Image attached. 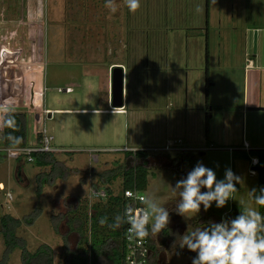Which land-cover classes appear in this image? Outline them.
<instances>
[{
  "label": "rangeland",
  "instance_id": "rangeland-1",
  "mask_svg": "<svg viewBox=\"0 0 264 264\" xmlns=\"http://www.w3.org/2000/svg\"><path fill=\"white\" fill-rule=\"evenodd\" d=\"M140 2L132 13L116 0L113 14L105 0H0V51L18 54L0 66V104L11 99L14 111H24L27 145L35 143L41 125L53 138L50 145L64 150L49 154L45 164L38 156L27 163L0 152V264H23L24 255L25 264H34L45 256L43 247L51 264L67 258L76 264L68 254L84 246L67 226L68 212L104 202L91 197L90 188L120 192L126 151L149 152L142 193L168 209L174 226L163 248L154 242L162 252L154 264L162 258L165 264H192L196 253L179 245L184 234L207 227L232 206L242 210L241 202L258 210L249 197L257 187L249 161L228 149L242 141L250 150L264 149V111L247 110L264 108V0H208L206 22L203 0ZM247 60L251 69L243 68ZM116 64L123 69L126 115L103 113L112 110L110 70ZM30 84L31 106L25 98ZM65 86H72L70 94L56 92ZM39 106L51 112L41 122L25 113ZM178 148L193 155L199 148L204 163L215 164L218 180L227 169L241 177L233 199L222 208L212 202L206 221L201 211L183 217L174 209L179 194L172 187L188 174L170 167ZM90 150H99L91 154L95 161ZM100 254L88 251L85 262L99 261Z\"/></svg>",
  "mask_w": 264,
  "mask_h": 264
},
{
  "label": "clouds",
  "instance_id": "clouds-1",
  "mask_svg": "<svg viewBox=\"0 0 264 264\" xmlns=\"http://www.w3.org/2000/svg\"><path fill=\"white\" fill-rule=\"evenodd\" d=\"M124 3L132 13L141 6L140 0H124ZM105 7L113 14L119 8L116 0H105ZM12 103L9 99L0 104V129L19 130ZM6 139L13 148L23 141V137L11 133ZM239 183H242L241 177L231 169H227L224 178L218 180L211 168L198 162L186 178L177 181L172 187L173 195L179 194L175 211L186 217L189 214L197 215L201 205L207 211L212 202L217 208H222L229 199H233L234 193L238 191L236 184ZM202 188L207 191L202 192ZM249 197L256 205L264 207V187L259 191L251 189ZM142 203L144 207L141 209L126 207L124 214L117 215L112 224H108L107 217H102L99 223L113 230L127 223L129 239L143 241L150 235L157 237L170 222L169 211L152 196H145ZM241 204L242 210L234 219L209 222L207 227L197 228L181 237L180 247L186 246L189 251L196 253L192 264H264V215L244 202Z\"/></svg>",
  "mask_w": 264,
  "mask_h": 264
},
{
  "label": "trees",
  "instance_id": "trees-1",
  "mask_svg": "<svg viewBox=\"0 0 264 264\" xmlns=\"http://www.w3.org/2000/svg\"><path fill=\"white\" fill-rule=\"evenodd\" d=\"M206 17V14H205ZM207 51L206 48L204 50V81L207 82ZM206 90L204 92V102L205 106H207V96H206ZM15 116V119L17 121L19 130L13 131L9 128H2V134H3V146L6 148H13L11 143L6 139L7 135L11 133L14 136H20L23 137V141L20 145L17 147H24L27 145V119L22 113H13ZM39 135H34V142H37L39 140ZM204 140L207 141V124H204ZM233 152H239L241 154V157L244 160H249V157H255L257 159V165L255 166V177L257 178V191H259L260 188L264 187V149H255L250 150L248 153H244L243 151L234 150ZM126 155L124 156L123 162H122V187L120 189V192L116 195L113 194L108 188L105 189L106 198L104 199V202H96L94 204H91L89 206V210L86 208V203L83 204V207H76L75 205L73 208H71L68 212V218L66 220L67 226L69 230H75L77 232V235L79 236V242L83 244V248H79L80 251H71L68 254V257L74 256L76 258V264H87L85 262V255L89 251L90 256H95V254H98L101 252V259L99 261H96V264H123V243H122V228L123 225L119 228L113 230L112 228H109L107 225L101 226L99 223V220L102 217H107L108 224H112L114 222V218L117 215L122 216V210L124 208V200L121 197V192L125 189L132 188L135 186V188L143 192L147 186V174L149 171V165H148V157L149 152L148 151H126ZM176 157L172 159L170 167L177 170L179 173V167H181L183 170L186 168V171L188 173L196 166L198 162L203 163L205 166L206 163L202 160L200 157V152H196L195 155L190 153L189 151L182 150V151H176L175 152ZM49 154H32L31 156H38L40 157L43 164L46 163L47 157ZM179 176V174H178ZM258 206V211L261 212L262 215H264V207ZM203 207H200L201 215L205 218H209L211 215L210 211H204ZM240 209L236 206H232L229 211H221V217L219 216L215 219H212L210 222L219 223L222 219H234L237 215H239ZM9 218V217H8ZM5 219H2V222H5ZM208 219H205V221ZM100 228H102L100 230ZM87 234V235H86ZM10 235V234H9ZM8 236L5 235V238L8 239ZM110 235L113 237L111 238ZM87 245V246H86ZM78 246V245H77ZM43 253L45 256L41 259V256H39L38 262H32L34 264H51V257H50V250L47 247H43ZM87 250H86V249ZM78 249V250H79ZM96 249V250H95ZM98 256V255H97ZM30 257V256H28ZM96 257V256H95ZM25 255L22 257L23 264H25ZM95 260L90 261L91 264L94 263ZM67 263L70 262L69 258H67ZM65 262V264H67ZM70 264V263H69ZM148 264H151L148 260Z\"/></svg>",
  "mask_w": 264,
  "mask_h": 264
},
{
  "label": "built area",
  "instance_id": "built-area-1",
  "mask_svg": "<svg viewBox=\"0 0 264 264\" xmlns=\"http://www.w3.org/2000/svg\"><path fill=\"white\" fill-rule=\"evenodd\" d=\"M42 69H44V66H40L38 69V73L42 72ZM43 87L42 90H39V96L43 92ZM57 93H64V94H69L72 92V86H65L64 88H57L56 89ZM3 95V96H2ZM0 96L4 98V89L0 87ZM1 99V97H0ZM15 110V107H13ZM111 113H122L123 109L121 108H112V110H109ZM17 113H22L24 111H14ZM25 113L29 115H34L40 119L41 115H46L50 114L48 110L41 109L39 106V109L37 112L34 111H25ZM23 114V113H22ZM42 117V116H41ZM43 119V118H42ZM40 122L42 121L41 119L39 120ZM34 135H39L40 138L37 142H35L33 145H26L24 147H17V148H6L3 146V134H2V129H0V152H4L6 154L7 158L10 159H17L20 156L25 157V161L27 163L32 162V154H51V153H57V152H62L64 150L62 149H57L53 148L50 144L53 140L51 135H47L46 131L44 128H42L41 125L38 126V130H34ZM185 149H175L176 151H182ZM239 151H243L245 153H248L250 151L249 146L247 143L242 141L241 147L235 149ZM99 150H90L87 151L90 158V161H95L96 155H91L92 153H96ZM174 151V150H173ZM194 151H200V149H194ZM229 152L234 151V149L229 148ZM18 153V154H14ZM249 170L248 174L250 176L255 175V166L257 165V159L255 157H249ZM90 196L98 199H105L106 198V193L103 189H94L90 188ZM121 197L124 200V208L122 210V215L124 214L125 208L126 207H132L133 209H141L144 207L142 203V199L144 198V195L142 192L138 191L135 186L129 189H125L121 192ZM129 225L127 223L123 224L122 228V243H123V251H124V256H123V264H148V255H149V250H150V242H149V237H147L145 240L140 241L139 239H129V234H128V229ZM150 227V226H149Z\"/></svg>",
  "mask_w": 264,
  "mask_h": 264
},
{
  "label": "water",
  "instance_id": "water-1",
  "mask_svg": "<svg viewBox=\"0 0 264 264\" xmlns=\"http://www.w3.org/2000/svg\"><path fill=\"white\" fill-rule=\"evenodd\" d=\"M17 52L0 51V66L4 61H14L17 58ZM25 98L29 106L32 104V85L26 89ZM123 102V69L114 66L110 70V106L111 108H121ZM249 111H264V108H247ZM209 116V115H208ZM203 155V152L200 153ZM206 167L215 172V164L207 163Z\"/></svg>",
  "mask_w": 264,
  "mask_h": 264
},
{
  "label": "flooded vegetation",
  "instance_id": "flooded-vegetation-1",
  "mask_svg": "<svg viewBox=\"0 0 264 264\" xmlns=\"http://www.w3.org/2000/svg\"><path fill=\"white\" fill-rule=\"evenodd\" d=\"M207 4H208V0H203V7H204V22L207 21V18H205V14L207 16ZM259 32V30H256ZM147 34H145L146 37ZM253 66L251 65V61L247 60V63L244 65V69H251ZM204 76V75H203ZM208 82V81H207ZM207 82L204 81V85L207 84ZM202 156V155H200ZM204 191H207V189L202 188ZM176 209V207L174 208ZM230 210V209H229ZM228 210V211H229ZM170 216V222L167 225V227L162 230L157 237H153V236H149V242H150V250H149V255H148V260L150 261L151 264L155 263L156 258L159 259L160 255L162 252H158V248H163L166 244V241H170L171 238H173V233H174V226L171 224V214ZM202 218H204L202 216ZM205 219V218H204ZM180 225V224H179ZM157 244L158 248L155 246V243ZM162 263L161 264H165V260L164 258H162Z\"/></svg>",
  "mask_w": 264,
  "mask_h": 264
},
{
  "label": "crops",
  "instance_id": "crops-1",
  "mask_svg": "<svg viewBox=\"0 0 264 264\" xmlns=\"http://www.w3.org/2000/svg\"><path fill=\"white\" fill-rule=\"evenodd\" d=\"M110 52H112L113 53V50L112 51H110ZM117 52H119V50L117 49ZM115 66H119L118 64H116ZM114 67V66H113ZM120 67V66H119ZM122 68V67H121ZM40 82V81H39ZM206 90V89H205ZM70 94V93H69ZM40 99V98H39ZM123 109V108H122ZM84 110H81V111H76V112H83ZM103 113H107V114H109V113H111L110 111H103ZM118 114V113H117ZM119 114H123V115H126L127 113L125 112V109H123V112L122 113H119ZM253 150H255V149H253ZM134 151V150H133ZM207 164V163H206ZM0 187H1V184H0Z\"/></svg>",
  "mask_w": 264,
  "mask_h": 264
},
{
  "label": "bare ground",
  "instance_id": "bare-ground-1",
  "mask_svg": "<svg viewBox=\"0 0 264 264\" xmlns=\"http://www.w3.org/2000/svg\"><path fill=\"white\" fill-rule=\"evenodd\" d=\"M133 151V150H132ZM136 152V151H135Z\"/></svg>",
  "mask_w": 264,
  "mask_h": 264
}]
</instances>
